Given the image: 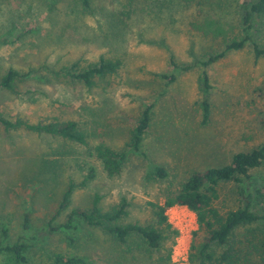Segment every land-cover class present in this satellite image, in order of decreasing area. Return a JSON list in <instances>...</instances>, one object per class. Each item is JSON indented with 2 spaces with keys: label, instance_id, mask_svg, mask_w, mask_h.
<instances>
[{
  "label": "rangeland",
  "instance_id": "374dc122",
  "mask_svg": "<svg viewBox=\"0 0 264 264\" xmlns=\"http://www.w3.org/2000/svg\"><path fill=\"white\" fill-rule=\"evenodd\" d=\"M242 7V0H90L87 8L81 0H0V77L10 67L29 72L17 82L19 92L0 87L1 111L30 121L74 119L87 135L82 145L24 129L7 131L0 124V220L10 226V239L22 233L23 212L30 213L26 235L42 230L67 184L82 181L90 167L94 176L74 189L69 209L88 207L95 194L108 209L123 196L129 204L123 222L147 223L154 221L148 200L162 203L195 171L227 164L234 153L262 144L264 55L255 58L253 43L264 47V13L252 20L243 48L206 66L211 87L205 122L199 106L204 97L199 62L220 53L226 38L243 35ZM211 22L226 36H213ZM100 56L120 57L122 65L91 88L52 73ZM147 104L149 124L133 149L126 145L130 130ZM99 144L124 150L120 173L109 177L103 171L94 153ZM156 167L164 168L165 176L155 175ZM250 172L253 179L244 185H260L264 166ZM236 189L234 181L219 185V209L237 206ZM63 213L57 222L64 221ZM167 216L178 230L173 244L165 240L171 247L168 264H189L192 239H200L193 235L196 216L178 205L167 209ZM134 240L138 249L127 253L128 243L76 218L72 227L40 236L25 264H52L51 251L86 256L92 264H157L159 253L144 252L143 242Z\"/></svg>",
  "mask_w": 264,
  "mask_h": 264
},
{
  "label": "trees",
  "instance_id": "16d2710c",
  "mask_svg": "<svg viewBox=\"0 0 264 264\" xmlns=\"http://www.w3.org/2000/svg\"><path fill=\"white\" fill-rule=\"evenodd\" d=\"M132 4V0H128ZM84 7L90 6V0H81ZM242 13L240 25L243 35L226 38L224 49L215 55H210L206 60L199 63L203 65L202 75L199 77L200 90L204 97L200 99L199 106L205 122L209 112L210 103L207 99L211 87L206 66L224 56L230 50H238L244 47L249 39V31L252 28V20L255 16L264 13V0H242ZM213 21V20H208ZM207 21V22H208ZM213 25L214 22H211ZM213 36L225 35L226 32L215 24L212 31ZM226 36V35H225ZM255 58L264 55V47L253 43ZM173 63V62H172ZM122 65L120 57L100 56L97 62L80 66L79 62L63 66L58 70H52L55 75H66L78 80L87 88L96 84L98 78L114 74ZM174 65V64H173ZM191 67H182L183 70ZM29 72H23L10 67L0 77V87L12 92H19L17 82L28 76ZM161 77L171 81L174 75L161 74ZM151 105H145L140 112L135 125L130 130V138L127 146L137 149L150 119ZM0 124L5 130L24 129L37 134H49L58 136L65 140L87 145V135L80 127L79 122L74 119H61L58 117H45L37 121H30L21 116L15 118L7 117L0 109ZM94 153L101 161L102 169L107 176H114L121 171L122 162L125 157L124 150H117L107 145L95 146ZM264 166V142L248 151H239L231 156L229 163L219 167H209L202 171H195L174 192L165 195L162 203L158 201H147L151 209L153 222H123L128 214V201L121 196L118 202L103 209L99 201L101 196L95 194L88 207H73L69 209L71 196L75 188L83 187L94 176V168L90 167L86 177L79 183L70 181L55 210L42 230L26 235L30 230V213L23 212L21 218L22 233L15 239H10V226L6 221L0 220V255L2 264H25L26 253L34 243L41 238L51 234L59 228H70L76 218L81 219L83 224L98 228L102 233L111 236L118 243H128L126 251L132 252L138 249L139 239L144 252L150 255L158 252L156 263L168 264L171 260V247H166L165 240L171 238L174 243L178 230L169 222L167 209L181 205L191 210L198 224V229L193 235H199V241L192 239L188 253L189 264H264V176L260 185L246 187L244 182L252 180V169ZM155 175L165 176L162 167H156ZM237 182V193L239 189L240 200L235 208L221 210L216 205L219 197V185L223 182ZM239 184V187H238ZM238 200V199H237ZM63 213L64 221L57 222ZM47 257L52 264H92L86 256L68 254L61 251H51Z\"/></svg>",
  "mask_w": 264,
  "mask_h": 264
},
{
  "label": "built area",
  "instance_id": "2783aa9c",
  "mask_svg": "<svg viewBox=\"0 0 264 264\" xmlns=\"http://www.w3.org/2000/svg\"><path fill=\"white\" fill-rule=\"evenodd\" d=\"M178 206H181V205H178ZM173 207V206H172ZM182 207H185V206H182ZM171 208V207H170ZM187 208V207H186ZM169 209V208H168ZM188 209V208H187ZM191 211V210H190Z\"/></svg>",
  "mask_w": 264,
  "mask_h": 264
}]
</instances>
